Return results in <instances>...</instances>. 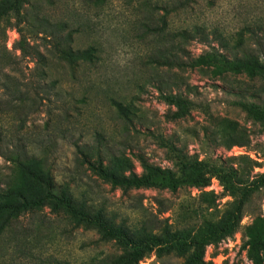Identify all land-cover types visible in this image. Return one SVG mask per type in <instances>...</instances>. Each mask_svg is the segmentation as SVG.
<instances>
[{"label":"rangeland","instance_id":"1","mask_svg":"<svg viewBox=\"0 0 264 264\" xmlns=\"http://www.w3.org/2000/svg\"><path fill=\"white\" fill-rule=\"evenodd\" d=\"M174 4L175 0H28L29 19L19 26L30 44L43 42V28L36 23L31 26L35 18H43L63 24L64 33L71 34V46H91L96 57L71 67L49 55L50 43L46 48L40 45L50 64L39 82L37 58L22 59L13 50L19 33L11 18L5 45L12 55H18V64L3 71L21 83L54 86L48 95L39 91L33 99L7 105L9 97L0 73V127L12 142L25 143L30 152L44 159L52 170L56 191L65 189L73 203L101 211L116 225L158 235L165 228L193 233L205 221L219 220L232 207L233 198L215 176L202 189L185 185L174 191H124L100 178L89 162L101 160L115 172L127 174L129 170L140 173L139 159H145L178 173L177 156L220 164L219 157L245 154L258 163L252 174L264 171V130L234 103L239 99L262 103L264 75H219L212 67H169L155 62L161 61L160 54L169 57L172 51L185 61L211 47L227 57H241L252 50L264 60V0H188L179 10L164 14ZM194 27L200 32L181 42L182 50L178 38L170 39L175 31ZM158 31L164 32L165 39ZM161 91H179L188 97L192 101L189 113L170 119L174 107L163 101ZM114 101L121 103L124 114ZM236 125L246 130L249 142L227 148L219 137ZM7 165L0 155V168L7 170ZM242 209L239 229L218 244L207 245L205 260L251 264L242 247L241 228L256 214H264V186L243 202ZM40 219L43 240L35 246L36 255H53L72 264H97L123 252L95 229L48 208L21 216L16 228L32 231ZM8 243L0 240V264H9L7 260L18 255L3 246ZM186 256L161 248L139 264H181ZM22 262L32 264L27 258Z\"/></svg>","mask_w":264,"mask_h":264},{"label":"trees","instance_id":"2","mask_svg":"<svg viewBox=\"0 0 264 264\" xmlns=\"http://www.w3.org/2000/svg\"><path fill=\"white\" fill-rule=\"evenodd\" d=\"M187 1L175 0L173 7L169 10L166 9L164 14L172 10H179L184 7ZM27 3L28 0H0V73L3 75L1 85L9 97L6 101L7 105L15 101L24 102L33 99L39 91L48 95L54 86L53 83L49 86L46 85L47 87L39 86L41 84L34 86L21 83L18 78L3 71L7 67H14L18 64L16 59L18 55H12L5 45L6 28L12 25L11 18H14V26L17 27L19 33V38L13 43V50L19 52L22 59L27 56L37 58V62L41 65L36 68L40 77L39 82L47 75L46 68L50 64L48 57L40 51V45L46 48L50 43L49 55L60 63L71 67L78 63L92 62L96 57L95 49L91 46L74 49L71 46V34L64 33L63 24L51 23L43 18H35L31 22V26L36 23L43 28V42L40 45L30 44L29 38L19 26L29 19L25 11ZM199 32L197 27H194L192 31L177 30L170 39L174 42L173 37L178 38V48L182 50L180 43L188 41L195 33ZM156 34L165 39L163 31H158ZM159 58L161 61L159 59L155 61L158 65L169 67H173V65L192 68L212 67L213 72L219 75L226 72L245 73L249 77L264 75V60L261 61L259 55L252 50L244 53L241 57H227L219 49L211 47L210 50L204 51L196 57H188L185 61L173 51L170 52L169 57L166 54H160ZM160 95L165 103L174 107L169 115L170 119H180L189 113L192 101L179 91H161ZM234 103L238 104L253 121L258 122L261 129L264 130V101L255 103L239 99ZM113 104L120 112L125 113L120 102L114 101ZM219 140L222 141L223 146L229 148L233 145L248 143L249 136L244 128L236 125L232 126L227 134L219 137ZM80 152L84 154L83 151ZM0 155L9 162L7 170L0 168V240L3 238L5 243L9 242V245L4 244L3 246L11 247L13 252L18 253L17 257L7 260L10 261L9 264H24L22 260L26 258L32 260V264H72L68 260H62L53 255L45 257L36 255L35 246L43 240L41 237L43 219H40V224L33 226L32 231L19 226L16 228L21 216L29 213L34 214L45 208H48L52 213L63 214L77 224L95 229L101 237L113 240L122 248L123 252L120 255L97 264H139V261L147 257L151 251L161 248L175 251L180 255L187 253L181 264H213L212 260L204 259L205 247L209 244H218L222 239L239 229L243 202L253 192L264 186V171L252 174L258 163L245 154L219 157L220 164L187 156H177L178 173L173 172L169 167L149 163L145 159H139L140 173L129 170L127 174L115 172L109 166L104 165L101 160L97 163L89 162V167L100 178L109 182L112 187L124 191L131 188L174 191L185 185L202 189L209 184L211 177L215 176L227 194L233 198L232 207L226 209L219 220L205 221L193 233L190 231L174 233L165 228L163 233L158 235L144 228L131 230L116 225L105 218L101 211H91L73 203L65 189L57 192L52 170L46 166L44 159L30 152L25 143L20 144L18 140L12 142L10 135L8 139L6 132L1 127ZM241 232L244 237L242 247L247 259L251 264H264V214H256L250 223L241 228ZM10 243L13 244L10 245Z\"/></svg>","mask_w":264,"mask_h":264},{"label":"built area","instance_id":"3","mask_svg":"<svg viewBox=\"0 0 264 264\" xmlns=\"http://www.w3.org/2000/svg\"><path fill=\"white\" fill-rule=\"evenodd\" d=\"M140 264H141V262H140Z\"/></svg>","mask_w":264,"mask_h":264}]
</instances>
